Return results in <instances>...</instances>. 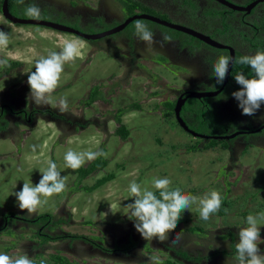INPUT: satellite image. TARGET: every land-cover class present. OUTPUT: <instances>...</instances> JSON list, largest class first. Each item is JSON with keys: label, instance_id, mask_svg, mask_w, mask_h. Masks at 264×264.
<instances>
[{"label": "rangeland", "instance_id": "rangeland-1", "mask_svg": "<svg viewBox=\"0 0 264 264\" xmlns=\"http://www.w3.org/2000/svg\"><path fill=\"white\" fill-rule=\"evenodd\" d=\"M14 14L26 17L22 9L14 10ZM121 15L125 17L124 10ZM157 26L175 37L186 38L183 33ZM0 29L10 34L9 46L0 49V57L19 62L16 68L10 69V74L4 76V82H0V88L5 90L14 83L27 82L26 72L35 70L33 62L39 55H46L49 50L60 51L66 39L77 38L50 28L15 25L1 15ZM82 42L81 56L64 66L60 85L52 96L54 99L66 96L69 104L67 112L79 114L82 93L88 92L89 87L98 85L103 98L84 110L97 119H112L106 122V126L102 124L96 127V123L85 127L72 125V130L64 128L63 136L59 132L60 138H57L58 133L52 125L41 121L24 134L25 129L19 125L18 131L10 135L13 141L10 136L0 135V212L17 206L13 193L19 191L24 182L37 183L41 178L39 169L46 167L49 159L57 163L61 174L67 176L68 181L66 191L50 198L43 208L47 207L51 211L66 197L65 207L71 213L69 219L73 224L64 226L63 229L71 233L89 232L91 229L82 225L85 220L106 230L109 227L105 222H124L123 217L128 212L126 205L133 202L128 195L129 183L136 180L150 187V182L157 177L170 178L173 186H179L186 194L202 196L216 189L224 196V204L208 221L200 219L195 204L190 211L185 210L174 232L178 229L184 231L189 226L199 227L203 231H218L227 225L230 228L241 227L242 212L247 217L264 211V187L260 188L264 182V153L257 149V145L247 148L226 168V153L225 150L221 152L224 147L222 143L217 146L220 152L216 147L189 151L186 147L193 144L195 138L184 133L173 116L165 118L161 111L162 102H159L161 98H167L166 101L172 99L174 90L185 85L182 78L175 77L164 67L149 63L141 57L138 58L140 73L127 74L123 71L121 61L119 66L106 57L110 54L88 47ZM247 72H250L249 69L243 73L246 75ZM236 74L234 71L229 72V77L232 75L235 80ZM85 77L88 80H84ZM133 102L140 106L139 109H129V104ZM117 108H126L121 112V122L128 130L124 140L113 134L117 125L113 115ZM258 111L263 118L264 103ZM33 146L36 147L35 152ZM69 148L76 151L103 150L106 155L102 157L105 156L107 165L103 171L87 175L76 182V171L66 168L63 160ZM107 172H113L112 179L92 190L81 189V186L91 185L96 178ZM205 242L206 239L198 240L196 246H202ZM214 242L227 245L228 239L220 238ZM50 253L52 252L48 250L46 256H40L41 259L48 258ZM152 255L165 257V253L155 250L147 252V257Z\"/></svg>", "mask_w": 264, "mask_h": 264}, {"label": "flooded vegetation", "instance_id": "flooded-vegetation-1", "mask_svg": "<svg viewBox=\"0 0 264 264\" xmlns=\"http://www.w3.org/2000/svg\"><path fill=\"white\" fill-rule=\"evenodd\" d=\"M227 1L249 8L248 12L231 9L216 0H172V2L170 0H25V5L15 3V10H24L28 4L36 3L42 10L41 19L68 26L86 35L97 34L120 25L133 14H149L168 23L182 25L206 34L217 43L231 47L234 56L236 52L243 55L254 54L264 42V0ZM122 10L125 11V17L121 15ZM205 10H215L218 15L216 18L204 16ZM10 13L15 15L14 12ZM136 20L129 21L118 32L91 40L83 39L71 32L64 33L81 39L86 46L97 48L100 52L109 54L107 52L113 50L114 53L106 57L113 63L117 62L119 66L121 61L123 71L127 74L140 73L138 58L141 57L149 63L164 67L175 77L182 78L185 85L174 90L170 100L173 103L172 107L176 98L179 95L184 97L186 92L203 93L219 90L214 96L200 97L198 100L201 106L214 110L218 122L216 134L236 133L232 138L225 139L229 141H225L221 150V152L225 150L226 153L224 168L234 162L247 148L258 146L257 149L264 153V117L261 118L259 111L254 116L241 114L238 101L232 96L234 91L239 90L240 85L231 77H227L224 85L216 83L213 65L220 55H228V51L152 21H148L147 25L153 31L157 43L149 47L135 34ZM157 24L169 28L170 31L183 33L186 38L175 37L171 32L160 29ZM227 24L229 28L226 27ZM164 35L171 36L172 39L161 45ZM165 63L170 65L167 66ZM10 72V68H0V82H4V76ZM29 92L27 82L14 83L7 90L0 88V135L15 134L19 125L25 129L23 134L28 133L41 121L52 125L58 133L57 138H60L59 132L63 136L64 128L72 130V125L85 127L96 123V127L102 124L106 126V122L112 119L106 117L97 119L84 110L89 109L96 101H101L99 98L90 102L81 100L79 114H71L61 113L49 105L36 106L34 101L28 99ZM86 92L82 93V99L86 96ZM205 98L210 101L202 103ZM166 100L167 98L164 100L161 98L159 102ZM183 105L180 115L188 128L193 130L189 125L194 120L195 113L183 110ZM10 138L13 141L11 136ZM206 142L205 140L204 143ZM219 142L209 148L217 149ZM65 201L66 197L51 211L46 207L42 208L46 210L41 209L42 211L38 210L34 214H29L26 210L21 211L18 205L9 210L3 209L0 212V251L10 255L26 252L37 261V264L41 260L40 256H46L48 250L52 253L45 258L47 264H150L147 257V252L150 250L165 253V257H160L162 261L169 260L175 264H209L204 259L198 261L194 257H202V252L210 243L211 246H215V242H211L210 237H202L201 240L206 239L202 246L197 247L198 242L192 245L193 253L190 254L193 259L187 260L174 252L178 249H190V245L181 247L184 241L180 235L176 244H171L170 241L161 243L155 238L146 241L136 230L132 232L133 237L129 238L128 229L134 225L131 219L126 222H105L109 227L108 230L95 227L98 224L85 222L82 225L89 227L91 229L89 232H67L63 229L64 226L72 225L73 221L69 219L71 213L65 207ZM74 234L79 238H73ZM174 236L169 233L170 239ZM129 239H133V242ZM260 248L264 251V243L260 244ZM224 263L227 264L226 261Z\"/></svg>", "mask_w": 264, "mask_h": 264}, {"label": "clouds", "instance_id": "clouds-1", "mask_svg": "<svg viewBox=\"0 0 264 264\" xmlns=\"http://www.w3.org/2000/svg\"><path fill=\"white\" fill-rule=\"evenodd\" d=\"M16 3L25 5V0H16ZM24 15L30 19L39 20L42 18V10L36 3H31L24 8ZM134 28L138 38L149 47L157 43L153 31L143 20L134 21ZM171 39V36L164 35L160 43L162 45L163 42L171 41ZM9 43L10 34L0 29V49H6ZM82 48L83 42L79 38L66 39L61 45L60 51L49 50L46 55H39L33 62L35 70L31 69L26 72L27 84L30 88L28 99L30 98L31 102L34 101L36 106L49 105L61 113L67 112L69 110L67 97L61 96L54 99L52 94L60 85L64 66L79 58ZM237 62L250 66L254 74L247 77L243 72L237 73L234 79L240 88L234 91L232 96L238 101L242 115L254 116L264 103V50H257L250 55H242ZM231 63L232 57L229 55H220L217 58L213 65L217 84L223 83L229 73ZM9 66L7 58H0V68ZM208 134L217 135L216 133ZM197 140L195 139V142ZM205 140L208 142L214 139ZM205 140L201 139L200 143L204 144ZM33 151H36L35 146H33ZM103 155H106L103 150L76 151L69 148L65 152L63 160L66 168L77 170L86 162ZM39 172L41 178L37 183L24 182L22 188L13 193L19 209L26 210L29 214L36 213L48 203L50 198L67 189L68 177L61 174L55 161L47 160L46 167L40 168ZM150 183L151 186L147 187L132 180L128 185V195L133 199V202L126 205L128 209L126 215L134 221L136 231L146 241H152L155 238L161 243L169 241L171 244L178 243L179 234L170 239L169 233L176 229L185 210L190 211L192 205L195 204L200 219L208 221L213 214L219 211L223 202L222 194L216 189H212L202 196H194L186 194L179 186H173V181L168 177L153 178ZM261 226H264V211L247 215L244 224L239 228L238 242L235 244L234 259L236 264H264V251L260 248V244L264 243V239L261 237ZM148 259L150 264H162L159 256L152 255ZM0 264H37V261L26 252L10 255L0 251ZM38 264H47V261L42 258Z\"/></svg>", "mask_w": 264, "mask_h": 264}, {"label": "trees", "instance_id": "trees-1", "mask_svg": "<svg viewBox=\"0 0 264 264\" xmlns=\"http://www.w3.org/2000/svg\"><path fill=\"white\" fill-rule=\"evenodd\" d=\"M15 3H16V0H7V6L10 9V10L8 9L10 12H14V10L16 8ZM203 14H204V16H210L212 18H216V15H218V12L216 13L215 10H212V11L211 10H205V11H203ZM226 27L229 28L228 24ZM263 29H264V23H263ZM263 47H264V42H263V44L259 50H261V49L263 50ZM108 53L112 54V53H114V51L109 50ZM242 55L243 54L236 52L234 59H233L231 72L233 73V71H234V73H240V72H244V70L247 71L249 69L250 72H247L246 76L251 77L254 74L251 67L247 66V65H242V64L237 62L238 58ZM8 61H9L10 66L7 67V69H9V68L13 69V68L17 67V65H19V62H17V61H14V60H8ZM243 66L245 68L244 70H243ZM231 78H232V75H231ZM84 80H88V78L85 77ZM85 95L86 96H84L82 100L87 101V102L93 101L97 98H99V99L103 98V96H102L103 93H102V91H100L98 85H93V86L89 87L88 92ZM208 101H209V99L205 98V99H203L202 103H206ZM172 104H173L172 101H164L161 103V105H162L161 111H162V114L164 115L165 118H169L170 116H173ZM139 107L140 106L135 102L129 104V109H139ZM206 108L207 107H205V106H201V103L199 102L198 99L190 98V97L186 98L185 104L182 107L183 110L188 111L189 113H192V112L195 113L194 120L189 125L194 131L199 132V133H203V134L217 133L216 130L218 129V125L216 123H218V122L216 121L217 118L215 117V112H214V110L212 111L211 109H206ZM125 109L126 108H124V109L117 108L116 113L113 115V118H114L115 122L117 123V125L114 127L113 134L116 135L121 140H124L128 135V130L126 129L125 125L121 122V112H123ZM212 122H213V124H212ZM207 123L212 124V125L211 126L206 125ZM224 142H225V140H222L219 143H222L223 145H225ZM216 143H217V140H209L207 143L200 145V140H197L196 142H194L190 146H187L186 148L189 151L193 152V151H198V150H202V149H207L209 147H212ZM104 157L100 156V157H98L92 161H88L84 166L75 170L76 174H77L76 182H80L81 179H84L87 175L93 174L95 172L103 171V169L107 165V163L104 160ZM112 178H113V172L104 173L100 177L96 178V180L91 185L81 186V187H83L81 189L92 190V189L100 186L101 183L106 182ZM263 187H264V182L262 183V186L260 188H263ZM223 204H224V196H223L222 205ZM219 213L222 214V211H220ZM242 215H243L242 220H243V224H244V221L246 219V214H243V212H242ZM123 220H124V222H126L127 220H130V219L128 218L127 215H124ZM131 221L133 222L132 219H131ZM85 222L90 223L91 221L87 220ZM239 228H240L239 226L230 228V226L227 225V226L219 228L218 231H215V230L203 231L201 228L196 227V226H189L184 231L182 229L181 230L178 229V230H176V232H174V231L170 232V234L176 235V233H179V235L182 238V241H184L181 244V245H183L181 247H185L187 245H190V249H187L188 251L186 249H184L185 251L178 249V250H175L174 252L176 254H179L181 257L186 258L187 260H191V259H193L191 256V254L193 253V246L192 245L196 244L198 242V240H201L202 237H204L205 235L210 237L209 239L212 240L211 242L215 241L216 239L227 238L228 239L227 245H220V244H215V246L208 245L205 248V250L202 252V257H194V256L193 257L195 259H197L198 261H200L201 259H204L209 264H225L224 261H226L227 264H236L234 256H235V244L238 242ZM135 230L136 229H135L134 225L132 226L131 229H128L127 235L129 238L133 237L132 232L134 233ZM261 234L264 235V226H261ZM139 235H137V236H139ZM72 237L73 238H79V236L77 234H74ZM192 239H195V240L193 242H190ZM263 239H264V237H263ZM129 240L133 242V239H129ZM132 244H134V243H132ZM197 253H199V251H197ZM50 257H51V255H50ZM139 264H142V263H139ZM162 264H175V263L170 262L169 260H163Z\"/></svg>", "mask_w": 264, "mask_h": 264}, {"label": "water", "instance_id": "water-1", "mask_svg": "<svg viewBox=\"0 0 264 264\" xmlns=\"http://www.w3.org/2000/svg\"><path fill=\"white\" fill-rule=\"evenodd\" d=\"M217 2H219L220 4L224 5V6H227L231 9H234V10H238V11H246L248 12L247 7H242V6H237V5H234L232 4L231 2L227 1V0H216ZM0 15L5 19L7 20L8 22L12 23V24H15V25H34V26H40V27H44V28H50V29H53V30H56V31H59V32H71V33H74L75 35L83 38V39H86V40H91V39H96L100 36H105V35H109V34H112V33H115V32H118L120 31L129 21H132L134 19H145V20H149V21H152V22H155V23H158V24H161V25H164V26H167L169 28H172V29H175V30H178V31H181V32H185L186 34L208 44V45H211V46H214V47H217V48H223V49H226L228 51V55L230 57H232V63H233V59H234V53L232 51V48L229 47V46H224L220 43H217L216 41L210 39V37L206 34H203L199 31H196V30H193V29H190V28H187V27H184L182 25H177V24H171V23H168L164 20H161L157 17H154L152 15H149V14H133L131 15L128 19L124 20L123 23H121L120 25H117L115 27H112L110 29H107L106 31H103V32H100V33H97V34H93V35H86V34H83V33H80L68 26H65V25H62V24H59V23H56V22H52V21H48V20H45V19H39V20H36V19H30V18H24V17H19V16H16V15H13L10 13V11L8 10V7H7V0H1L0 1ZM232 63L230 64V68L232 66ZM230 68H229V72H230ZM229 76V73L228 75L226 76L225 80L223 81V85L225 83V81L227 80V77ZM219 91V90H218ZM218 91H205L203 93H198L197 91H192V92H186V95L184 97H182V95H179L175 102H174V105H173V117L176 121V123L178 124V126L185 132H187L188 134H190L191 136L193 137H199L201 138L202 140H205V139H214V140H222V139H228V138H231L233 137L236 133H232V134H217V135H211V134H203V133H199V132H196L194 130H191L190 128H188V126L186 125L185 121L182 119V117L179 115V111H180V108L183 104V102L185 101L186 98L190 97V98H196V99H199L200 97H210V96H214L217 94Z\"/></svg>", "mask_w": 264, "mask_h": 264}, {"label": "bare ground", "instance_id": "bare-ground-1", "mask_svg": "<svg viewBox=\"0 0 264 264\" xmlns=\"http://www.w3.org/2000/svg\"><path fill=\"white\" fill-rule=\"evenodd\" d=\"M228 135V134H227ZM232 138V137H231ZM228 139H230V138H228ZM223 140H225V139H223Z\"/></svg>", "mask_w": 264, "mask_h": 264}]
</instances>
